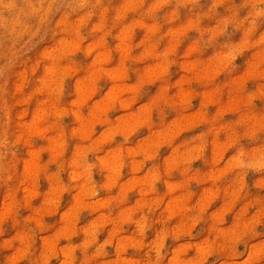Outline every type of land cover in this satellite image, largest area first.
Returning a JSON list of instances; mask_svg holds the SVG:
<instances>
[{
	"label": "rangeland",
	"instance_id": "rangeland-1",
	"mask_svg": "<svg viewBox=\"0 0 264 264\" xmlns=\"http://www.w3.org/2000/svg\"><path fill=\"white\" fill-rule=\"evenodd\" d=\"M0 264H264V0H0Z\"/></svg>",
	"mask_w": 264,
	"mask_h": 264
}]
</instances>
